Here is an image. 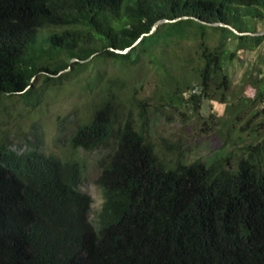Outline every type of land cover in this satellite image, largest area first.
Masks as SVG:
<instances>
[{"label": "trees", "instance_id": "1", "mask_svg": "<svg viewBox=\"0 0 264 264\" xmlns=\"http://www.w3.org/2000/svg\"><path fill=\"white\" fill-rule=\"evenodd\" d=\"M252 7L264 12V0H0V96L36 97L35 105L88 66L136 64L189 40L197 47L193 69L202 88L191 94V79L170 76L174 93L189 91L187 102L198 112L213 101L229 109L227 65L236 53L222 39L211 46L210 26L193 18L237 28ZM185 16L191 18L151 32L160 20ZM230 33L243 40L242 48L264 42V36ZM130 47L126 54L111 51ZM75 58L85 62L72 63ZM117 79L103 85L95 79L101 89L70 138L74 152L109 151L99 161L104 202L96 225L93 199L81 190L85 162L38 148L17 153L0 142V264H264L261 148L248 147L235 161L231 154L168 159L137 113L144 104ZM258 87L246 101L264 102V72ZM215 119L209 113L206 121Z\"/></svg>", "mask_w": 264, "mask_h": 264}, {"label": "rangeland", "instance_id": "2", "mask_svg": "<svg viewBox=\"0 0 264 264\" xmlns=\"http://www.w3.org/2000/svg\"><path fill=\"white\" fill-rule=\"evenodd\" d=\"M235 26L239 32L264 36V12L256 7L248 8ZM213 27L218 26H210L206 31L210 45L216 46L222 39L236 53L227 65L233 80L229 109L227 104L213 101L205 102L198 112L195 105L187 102L192 93L198 94L202 88L193 69L198 58L197 47L187 40L178 42V46L170 44L166 57L156 54L136 64L123 65L109 60L88 66L60 88L44 92L35 105L36 97L28 103L19 96H0V142L17 153L38 148L63 160L74 158L85 162L87 169L81 190L93 199L90 220L95 225L104 202L97 183L101 174L99 161L109 151L74 152L70 138L90 113L91 100L101 89L100 85L109 78H118V87L144 104L137 113L144 114L151 141L168 159L183 156L187 161L214 160L231 154L235 161L247 156L248 147L258 148L257 153L261 148L264 153V102L246 101L256 98L264 72V42L254 49L242 48L243 40L234 38L232 30ZM170 76L180 82L191 79L190 84L196 91L176 95ZM97 77L102 83L94 86ZM40 84L41 81L37 87ZM209 113L216 116L214 121H206ZM138 122L142 123L139 117Z\"/></svg>", "mask_w": 264, "mask_h": 264}, {"label": "water", "instance_id": "3", "mask_svg": "<svg viewBox=\"0 0 264 264\" xmlns=\"http://www.w3.org/2000/svg\"><path fill=\"white\" fill-rule=\"evenodd\" d=\"M191 17H189V16H185V17H182V18H178V19H176V20H174V21H169V20H167V19H165V20H160V21H158L154 26H153V28H152V31L151 32H155L157 29H158V27L161 25V24H163V23H168V22H176V21H179V20H188V19H190ZM194 20H196V21H199V22H201V23H204V24H207V25H209V26H221V27H227V28H229L230 30H232L235 34H237V35H239V36H248V35H253V36H255V35H257V36H259V35H262V33L261 34H251V33H242V32H239L235 27H233L232 25H229V24H225V23H205V22H202V21H200L199 19H197V18H193ZM147 35H149V34H144L142 37H145V36H147ZM141 40V38L137 41V43L139 42ZM136 43V44H137ZM132 48L133 47H130V48H126V49H123V50H120V49H114V48H111V51H114L115 53H118V54H126V53H128V52H130L131 50H132ZM94 57V55L91 57V58H89L88 60H86V61H89L90 59H92ZM72 63H74V62H85V61H83V60H79V59H72V61H71Z\"/></svg>", "mask_w": 264, "mask_h": 264}]
</instances>
